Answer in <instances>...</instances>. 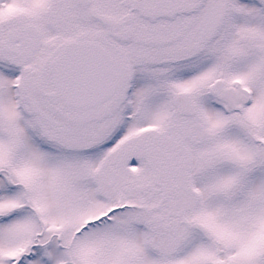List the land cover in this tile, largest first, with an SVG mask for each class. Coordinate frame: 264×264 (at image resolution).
Instances as JSON below:
<instances>
[{
    "label": "snow or ice",
    "instance_id": "6c2138e0",
    "mask_svg": "<svg viewBox=\"0 0 264 264\" xmlns=\"http://www.w3.org/2000/svg\"><path fill=\"white\" fill-rule=\"evenodd\" d=\"M0 264H264V0H0Z\"/></svg>",
    "mask_w": 264,
    "mask_h": 264
}]
</instances>
